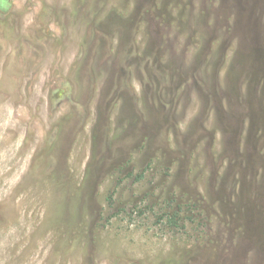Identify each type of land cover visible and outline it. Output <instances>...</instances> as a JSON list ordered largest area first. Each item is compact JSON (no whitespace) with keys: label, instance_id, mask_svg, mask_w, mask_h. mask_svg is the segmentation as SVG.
I'll list each match as a JSON object with an SVG mask.
<instances>
[{"label":"rangeland","instance_id":"obj_1","mask_svg":"<svg viewBox=\"0 0 264 264\" xmlns=\"http://www.w3.org/2000/svg\"><path fill=\"white\" fill-rule=\"evenodd\" d=\"M150 1L0 0V264H264V0Z\"/></svg>","mask_w":264,"mask_h":264},{"label":"trees","instance_id":"obj_2","mask_svg":"<svg viewBox=\"0 0 264 264\" xmlns=\"http://www.w3.org/2000/svg\"><path fill=\"white\" fill-rule=\"evenodd\" d=\"M210 4L213 7H219L221 5V0H209ZM155 3V4H154ZM229 8H235L234 2H228ZM232 12H229L226 15H223L224 17V26L221 28V31L226 30L228 31L231 26H233V23H230ZM141 20L139 22H145L150 27V31L153 32L154 36H156L158 40V44H160L161 39L167 36L170 37L173 33V35L176 33L178 24L175 23V20L166 18L163 13L161 12L160 6L157 4V1L152 0L150 1L147 6L144 9V12L140 15ZM137 17L136 19H138ZM138 22V24H139ZM232 24V25H231ZM220 29L217 32H221ZM251 32H246L247 39H251ZM241 38V37H240ZM244 38V35H243ZM243 38L242 41H243ZM262 40V39H261ZM264 41H262L263 43ZM234 43L236 46H239V38L234 40Z\"/></svg>","mask_w":264,"mask_h":264}]
</instances>
